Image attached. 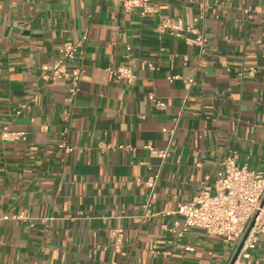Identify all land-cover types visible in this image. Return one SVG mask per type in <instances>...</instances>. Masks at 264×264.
<instances>
[{
    "label": "crops",
    "instance_id": "crops-1",
    "mask_svg": "<svg viewBox=\"0 0 264 264\" xmlns=\"http://www.w3.org/2000/svg\"><path fill=\"white\" fill-rule=\"evenodd\" d=\"M148 3L155 12L126 10L125 0H0V132L26 135L0 142V216L28 214L0 222V264L233 256V243L203 229L178 238L179 209L214 185L230 154L264 173V0ZM170 25L203 34V45ZM84 34L73 98L68 83L43 76L62 43ZM121 65L132 67V83L111 72ZM156 176L151 200L145 181ZM246 264H264V237Z\"/></svg>",
    "mask_w": 264,
    "mask_h": 264
},
{
    "label": "built area",
    "instance_id": "built-area-1",
    "mask_svg": "<svg viewBox=\"0 0 264 264\" xmlns=\"http://www.w3.org/2000/svg\"><path fill=\"white\" fill-rule=\"evenodd\" d=\"M149 0H125L126 10L135 7L142 8V13L155 12L148 3ZM248 11V10H247ZM168 24L159 26L160 32H165ZM171 34L203 45L205 36L198 34L196 38H189L183 28L170 25ZM187 31H194L188 29ZM88 35L84 34L78 41H65L59 49L58 58L47 67L48 73L43 76L46 81L68 83V91L74 98L80 91V82L84 73L83 58ZM118 80L132 83L136 76L130 65H121L111 70ZM170 80L175 77H170ZM155 107L161 109L165 102L151 96ZM26 140L23 132L12 131L5 127L0 132V142ZM61 147L71 150L64 143ZM151 153L167 158L169 148L156 149L151 147ZM158 176L145 181L151 189V200L156 197L155 188ZM179 212L183 216L178 238L193 228L203 229L208 234L221 238L226 243L234 244V254L227 264H246L251 257L252 250L264 237V173L252 169L247 165H239L233 154L226 156L220 164V169L213 186L203 187L192 201L182 205ZM28 218L26 212L12 216H0L4 220ZM44 222L49 218H43ZM178 224V223H177ZM117 248L124 235L123 229H117ZM191 249V248H187Z\"/></svg>",
    "mask_w": 264,
    "mask_h": 264
}]
</instances>
